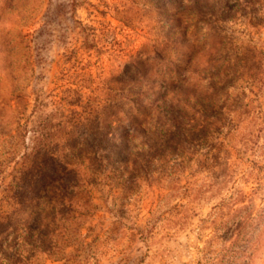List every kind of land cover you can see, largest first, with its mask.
Listing matches in <instances>:
<instances>
[{"label":"rangeland","instance_id":"1","mask_svg":"<svg viewBox=\"0 0 264 264\" xmlns=\"http://www.w3.org/2000/svg\"><path fill=\"white\" fill-rule=\"evenodd\" d=\"M11 90L26 119L95 107L109 140L41 264H264V0H0Z\"/></svg>","mask_w":264,"mask_h":264},{"label":"trees","instance_id":"2","mask_svg":"<svg viewBox=\"0 0 264 264\" xmlns=\"http://www.w3.org/2000/svg\"><path fill=\"white\" fill-rule=\"evenodd\" d=\"M22 98L13 90L0 95V139L6 144L0 171L14 160L0 192V264H41L60 251L61 242L74 240L72 227L87 213L77 196L88 195L113 167L95 107L69 114L55 107L26 119Z\"/></svg>","mask_w":264,"mask_h":264}]
</instances>
